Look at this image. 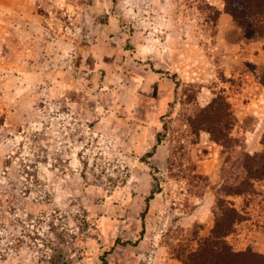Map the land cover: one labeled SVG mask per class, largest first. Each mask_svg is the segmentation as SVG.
<instances>
[{"label":"rangeland","instance_id":"obj_1","mask_svg":"<svg viewBox=\"0 0 264 264\" xmlns=\"http://www.w3.org/2000/svg\"><path fill=\"white\" fill-rule=\"evenodd\" d=\"M228 207L264 264V0H0V264H189Z\"/></svg>","mask_w":264,"mask_h":264},{"label":"trees","instance_id":"obj_2","mask_svg":"<svg viewBox=\"0 0 264 264\" xmlns=\"http://www.w3.org/2000/svg\"><path fill=\"white\" fill-rule=\"evenodd\" d=\"M239 155L240 157H242V161H241L242 167L241 168L248 172L249 179L251 180V179L259 178V175L256 173L258 171H255L254 169L255 164L251 165V163H255L257 157L259 156L257 155L251 156L246 152H241L239 153ZM251 187H252V183L250 182L243 183L240 187H235L234 189H232L233 190L232 192L227 193V194H242L243 192L249 191ZM153 196H154V193L149 197V200L153 199ZM223 213L224 215L223 217H220L216 230L214 231L216 238L220 239V242L218 243V245L220 246L218 247V249L216 250L213 249V251H211L218 256L215 264H226L227 259H226V254H224L225 242L223 238L232 232L236 222H238L241 219V215L232 208H229V207L226 208L225 211H223ZM205 252H206V249L202 248L201 252L198 253L199 256L196 257L197 258L196 262L192 258L190 259L189 264H208L207 255L209 253L211 254V252H206V253ZM231 256H232V258L230 259L231 261L236 260L235 257L238 258L237 254H232Z\"/></svg>","mask_w":264,"mask_h":264}]
</instances>
